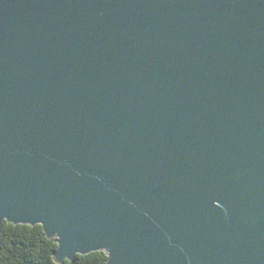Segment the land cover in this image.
<instances>
[{
  "label": "water",
  "instance_id": "1",
  "mask_svg": "<svg viewBox=\"0 0 264 264\" xmlns=\"http://www.w3.org/2000/svg\"><path fill=\"white\" fill-rule=\"evenodd\" d=\"M56 264H264V0H0V226Z\"/></svg>",
  "mask_w": 264,
  "mask_h": 264
},
{
  "label": "trees",
  "instance_id": "2",
  "mask_svg": "<svg viewBox=\"0 0 264 264\" xmlns=\"http://www.w3.org/2000/svg\"><path fill=\"white\" fill-rule=\"evenodd\" d=\"M57 244L47 239L40 226H13L3 222L0 226V264H56L53 254ZM105 252L75 256L62 264H106Z\"/></svg>",
  "mask_w": 264,
  "mask_h": 264
}]
</instances>
